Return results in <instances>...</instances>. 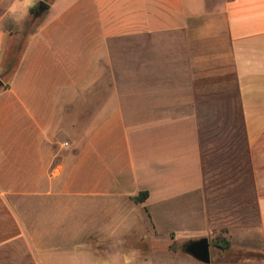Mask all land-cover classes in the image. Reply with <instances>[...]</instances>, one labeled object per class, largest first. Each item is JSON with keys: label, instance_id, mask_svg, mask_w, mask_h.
Returning <instances> with one entry per match:
<instances>
[{"label": "crops", "instance_id": "1", "mask_svg": "<svg viewBox=\"0 0 264 264\" xmlns=\"http://www.w3.org/2000/svg\"><path fill=\"white\" fill-rule=\"evenodd\" d=\"M211 2L0 0V65L24 40L0 87V264H264L245 247L264 248V0ZM230 83L242 134L220 148L198 124ZM202 237L231 246L203 263Z\"/></svg>", "mask_w": 264, "mask_h": 264}, {"label": "rangeland", "instance_id": "2", "mask_svg": "<svg viewBox=\"0 0 264 264\" xmlns=\"http://www.w3.org/2000/svg\"><path fill=\"white\" fill-rule=\"evenodd\" d=\"M211 6L216 7L220 4L221 0H210ZM42 14L39 17H34L33 14H30L28 20L25 23V27L22 28V32H30L36 28L37 25L42 20ZM19 29V28H18ZM184 34V33H183ZM18 41L15 40L12 42V45ZM11 45V46H12ZM125 49H130L131 42L130 40L124 41ZM185 87L189 89L192 86L190 81L183 80ZM230 88H226V90L221 91L217 104H213L212 100L209 97V100H205L204 106V122L198 124L199 130L201 131V135L204 137L205 141L208 142L209 145L211 143H218L219 147L227 145V136L225 137V133L233 132L236 136H241L242 134V125L239 117V102L236 95L235 90L231 89L232 84L230 83ZM189 95H191V92ZM217 133H220L219 136H216ZM193 134L192 125H187L183 123V140L188 141L190 139V135ZM222 134V135H221ZM220 154V153H219ZM220 157V155H219ZM189 232H192L190 235L195 237L197 236V232L200 230V225L195 224L193 220H188ZM212 241V238H210ZM182 244H180L181 247ZM245 247L249 250L248 253L252 252L253 258L255 257H264V248L261 245V240L259 238L258 233H253L247 238ZM211 254L213 257H217L220 252L212 243L211 245ZM239 251H233V253H238ZM262 252V253H260ZM181 254H183V250H180ZM172 264H183L182 262H173Z\"/></svg>", "mask_w": 264, "mask_h": 264}, {"label": "trees", "instance_id": "3", "mask_svg": "<svg viewBox=\"0 0 264 264\" xmlns=\"http://www.w3.org/2000/svg\"><path fill=\"white\" fill-rule=\"evenodd\" d=\"M37 9V5L31 8V14L34 16V12ZM35 17V16H34ZM36 28L32 31H35ZM30 31V32H32ZM26 32L25 33H30ZM23 38H18V41L15 44H11L12 46L9 47L6 56L4 57L3 61L0 65V78L5 82L4 87L9 86V78L10 76L17 70L20 62V58L24 49V42ZM149 195L148 190H143L137 196V199L140 201H144ZM213 245L223 247L224 249H229L231 246V242L227 239L222 240H215Z\"/></svg>", "mask_w": 264, "mask_h": 264}, {"label": "water", "instance_id": "4", "mask_svg": "<svg viewBox=\"0 0 264 264\" xmlns=\"http://www.w3.org/2000/svg\"><path fill=\"white\" fill-rule=\"evenodd\" d=\"M48 7L45 1H41L34 12L35 17H39ZM4 86V81L0 78V87ZM184 251L203 263L211 261V244L207 237L191 240L184 245Z\"/></svg>", "mask_w": 264, "mask_h": 264}]
</instances>
